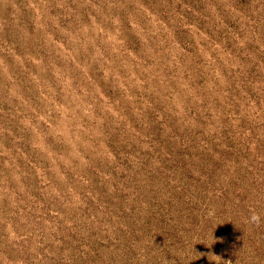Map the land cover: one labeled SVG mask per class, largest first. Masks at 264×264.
I'll use <instances>...</instances> for the list:
<instances>
[{
	"label": "rangeland",
	"instance_id": "1",
	"mask_svg": "<svg viewBox=\"0 0 264 264\" xmlns=\"http://www.w3.org/2000/svg\"><path fill=\"white\" fill-rule=\"evenodd\" d=\"M0 264H264V0H0Z\"/></svg>",
	"mask_w": 264,
	"mask_h": 264
},
{
	"label": "clouds",
	"instance_id": "2",
	"mask_svg": "<svg viewBox=\"0 0 264 264\" xmlns=\"http://www.w3.org/2000/svg\"><path fill=\"white\" fill-rule=\"evenodd\" d=\"M250 222L255 224V225H259L260 223V216L256 213H253L250 217Z\"/></svg>",
	"mask_w": 264,
	"mask_h": 264
}]
</instances>
